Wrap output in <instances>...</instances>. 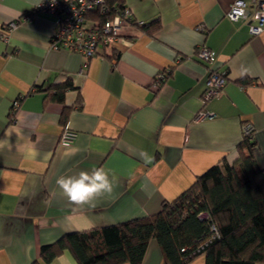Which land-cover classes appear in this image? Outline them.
<instances>
[{"label": "crops", "instance_id": "0c3cea01", "mask_svg": "<svg viewBox=\"0 0 264 264\" xmlns=\"http://www.w3.org/2000/svg\"><path fill=\"white\" fill-rule=\"evenodd\" d=\"M42 1L0 0V264H79L70 249L46 263L41 248L159 212L211 167L239 157L245 123L264 167V31L253 35L249 19L226 16L234 0H125L135 18L159 19L160 28L123 27L85 66L80 52L52 47L54 15L35 10ZM204 45L214 61L197 56ZM217 69L227 83L205 101ZM68 80L76 87L64 101L51 98ZM65 130L76 135L70 143L61 142ZM94 168L111 173L113 191L94 207L69 204L56 180ZM141 264H168L156 238Z\"/></svg>", "mask_w": 264, "mask_h": 264}, {"label": "trees", "instance_id": "16d2710c", "mask_svg": "<svg viewBox=\"0 0 264 264\" xmlns=\"http://www.w3.org/2000/svg\"><path fill=\"white\" fill-rule=\"evenodd\" d=\"M108 1L126 5L125 0ZM133 24L152 35L161 25L159 19ZM75 87L68 80L52 87L49 95L63 102L65 92ZM254 147L252 134H244L234 162L223 159L179 197L164 201L159 212L66 233L57 242L44 245L41 258L49 263L70 249L79 264H141L149 241L156 238L168 264H187L200 254H205L206 264L264 262V167L259 165ZM212 225L219 235L196 251L213 233Z\"/></svg>", "mask_w": 264, "mask_h": 264}, {"label": "built area", "instance_id": "2783aa9c", "mask_svg": "<svg viewBox=\"0 0 264 264\" xmlns=\"http://www.w3.org/2000/svg\"><path fill=\"white\" fill-rule=\"evenodd\" d=\"M35 10L54 15L55 25L51 34L52 47L80 52L85 58L83 66L99 52L100 46L108 48L120 40L123 27L131 26L133 22L144 23L143 20L135 18L129 6L121 7L117 4H110L108 0H43ZM31 15H26V17H31ZM226 16L232 21L249 19L250 33L259 35L264 31V0H234ZM17 25L18 21L10 22L4 27L1 36L6 38ZM197 56L207 62L215 60L210 48L205 45L198 49ZM81 72L83 73V69ZM168 76L166 70L158 72L155 75L153 86L158 88ZM226 83V72L218 69L212 70L206 82L204 100L208 101L217 97ZM17 105L18 103L15 102L14 107ZM252 130V124L245 123L244 134L251 135ZM75 136L72 131L65 130L61 136V142L70 143ZM201 216H206V213ZM212 230L213 233L208 240L198 246L196 251L203 249L208 242L219 235L217 227Z\"/></svg>", "mask_w": 264, "mask_h": 264}, {"label": "clouds", "instance_id": "9594fccd", "mask_svg": "<svg viewBox=\"0 0 264 264\" xmlns=\"http://www.w3.org/2000/svg\"><path fill=\"white\" fill-rule=\"evenodd\" d=\"M144 158L148 159L147 154ZM114 177L104 168H94L89 171H81L76 176H60L56 180L57 186L66 196L68 203L76 206H95V201L104 194L113 191ZM212 225V228H215Z\"/></svg>", "mask_w": 264, "mask_h": 264}]
</instances>
